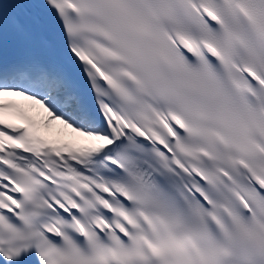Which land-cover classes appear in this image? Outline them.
<instances>
[{"label":"snow or ice","instance_id":"snow-or-ice-1","mask_svg":"<svg viewBox=\"0 0 264 264\" xmlns=\"http://www.w3.org/2000/svg\"><path fill=\"white\" fill-rule=\"evenodd\" d=\"M0 264H264V0H0Z\"/></svg>","mask_w":264,"mask_h":264},{"label":"bare ground","instance_id":"bare-ground-1","mask_svg":"<svg viewBox=\"0 0 264 264\" xmlns=\"http://www.w3.org/2000/svg\"><path fill=\"white\" fill-rule=\"evenodd\" d=\"M57 130H60V131L62 132V134H61V135H57V134H56ZM49 134H51L52 136L56 135V136H58V137H62V138H66V137H68V136H75L74 134H71V133L69 132V130H65V129H63L62 126L59 127L58 125H53V131H52V133H49ZM68 134H69V135H68Z\"/></svg>","mask_w":264,"mask_h":264}]
</instances>
